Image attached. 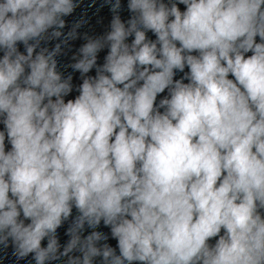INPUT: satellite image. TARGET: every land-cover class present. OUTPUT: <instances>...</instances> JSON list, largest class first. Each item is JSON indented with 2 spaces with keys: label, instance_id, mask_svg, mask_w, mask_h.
Segmentation results:
<instances>
[{
  "label": "clouds",
  "instance_id": "clouds-1",
  "mask_svg": "<svg viewBox=\"0 0 264 264\" xmlns=\"http://www.w3.org/2000/svg\"><path fill=\"white\" fill-rule=\"evenodd\" d=\"M81 2L0 0V247L264 264V0H103L102 35L66 21Z\"/></svg>",
  "mask_w": 264,
  "mask_h": 264
},
{
  "label": "water",
  "instance_id": "water-1",
  "mask_svg": "<svg viewBox=\"0 0 264 264\" xmlns=\"http://www.w3.org/2000/svg\"><path fill=\"white\" fill-rule=\"evenodd\" d=\"M103 0H88L86 4L83 6V8L80 10L78 15L75 17L74 20H78L81 17L87 20V24L80 29L81 33L87 32L89 35H102L105 31L108 30V25L111 20V13L109 11V8L107 6L101 7ZM122 4L125 6L124 10L121 12V18L123 20H127L130 16V13L127 11L126 5L127 0H122ZM181 10L184 9L183 5H180ZM73 20V21H74ZM72 21V22H73ZM71 25V24H70ZM67 31V29H66ZM149 38L155 39V37L152 35V33L147 34ZM83 40H76L72 43V51L68 53L66 56L59 57V62L61 65V70L65 71V74L67 72H71V69H64V65H67L70 63V57L72 54L75 53V51L79 48V46L83 43ZM257 42H259V38H257ZM106 51H102L99 54V63L103 62V57L106 55ZM250 54V53H249ZM187 71V69H185ZM91 74H95L94 70H92ZM78 73L74 74V83L79 84L81 81L77 79ZM180 73L177 74L176 78L180 77ZM166 94V93H165ZM77 95L76 92H73L68 98H74V96ZM161 97H158L157 100H159ZM2 125H0V129H2ZM73 215H75V210L73 211ZM68 227V224L65 223L60 229H58V237L60 240L61 245H63L68 237L65 235V231ZM99 231H103L106 234H109L110 237V230L107 227H104L103 224H101L100 228L97 229ZM91 230L86 229L85 235L88 234V232ZM111 246H116V240L109 238L107 241ZM210 243L214 244L215 239L210 241ZM42 244H46V241L42 242ZM0 264H34V261L31 260V256H29L26 260H20L17 261L15 257L12 255V248L8 247L7 249H4L0 247Z\"/></svg>",
  "mask_w": 264,
  "mask_h": 264
}]
</instances>
